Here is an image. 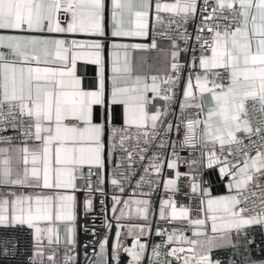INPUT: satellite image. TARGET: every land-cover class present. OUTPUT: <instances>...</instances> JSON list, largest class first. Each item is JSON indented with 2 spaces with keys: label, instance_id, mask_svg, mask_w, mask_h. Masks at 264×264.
I'll list each match as a JSON object with an SVG mask.
<instances>
[{
  "label": "snow or ice",
  "instance_id": "obj_1",
  "mask_svg": "<svg viewBox=\"0 0 264 264\" xmlns=\"http://www.w3.org/2000/svg\"><path fill=\"white\" fill-rule=\"evenodd\" d=\"M0 264H264V0H0Z\"/></svg>",
  "mask_w": 264,
  "mask_h": 264
}]
</instances>
